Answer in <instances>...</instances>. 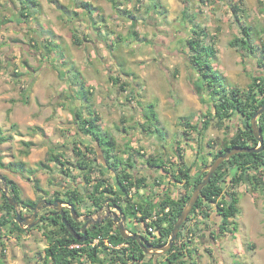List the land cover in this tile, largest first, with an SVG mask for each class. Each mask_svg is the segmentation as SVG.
Listing matches in <instances>:
<instances>
[{"label":"rangeland","instance_id":"1","mask_svg":"<svg viewBox=\"0 0 264 264\" xmlns=\"http://www.w3.org/2000/svg\"><path fill=\"white\" fill-rule=\"evenodd\" d=\"M34 1L0 0V129L1 136L8 137L0 141V160L12 164L0 166V174L18 185L24 201L54 199L58 192L65 199V190H76L82 200L78 205L82 215L75 213L80 221L84 216L98 220L110 210L104 205L94 212L89 198L93 184L101 178L117 189V173L109 167L102 147L77 131L73 111L82 107L86 116L87 101H80L82 95L76 92L79 87L69 71L73 63L90 92L99 131L116 142L113 154L132 164L128 170L135 177L145 179L140 188L131 189V200L155 204L166 195L184 194L185 186L160 167L150 166L147 158L163 160L167 170L175 172L180 149L193 167L192 175L206 171L208 167L200 169L203 157L210 165L211 154L235 134L240 121L235 114L233 121L225 122L229 129H219L212 119L202 135L183 125L184 116L194 114L191 124L195 125L214 110L191 68L187 45L191 30L196 25L206 29L204 42L216 48L211 63L226 77V88L246 90L254 76L264 75L258 66L264 47V0ZM85 2L90 10L82 5ZM124 10L132 14L134 25ZM241 24L250 28L254 52L232 45L243 35ZM64 60L72 63L64 65ZM113 78H119V83ZM148 105H154L158 121L144 130ZM156 126L162 134L150 131ZM89 145L95 146L96 154L89 155L88 171L75 166L80 158L73 148L86 151ZM50 151L60 154L63 164L46 161ZM61 166L68 167L67 173ZM235 171L230 169L222 185L240 197L236 216L222 232L215 205L209 206L207 217L192 216L183 233L186 237L190 228L195 231L188 235L192 253L186 264H264V189H254L247 182L233 189L230 177ZM34 183L40 187L38 192ZM0 184L1 217L7 213ZM6 196H13L9 187ZM61 206L69 207L63 202ZM15 209L26 212L22 203ZM113 211L120 214L117 208ZM125 226L128 232H147L137 219L125 218ZM48 227L47 220L23 227L22 233L0 227V264H40ZM150 254L147 260L164 264L165 253Z\"/></svg>","mask_w":264,"mask_h":264},{"label":"trees","instance_id":"2","mask_svg":"<svg viewBox=\"0 0 264 264\" xmlns=\"http://www.w3.org/2000/svg\"><path fill=\"white\" fill-rule=\"evenodd\" d=\"M22 2L23 4L30 2L36 4L34 0H22ZM82 5H84L87 10H90L87 2ZM114 6H116V4H114ZM23 9L22 13L25 11L24 6ZM124 11L127 12V10ZM28 13L30 12L28 11ZM127 13H129V15L126 14V17L131 19L132 25H134L136 21L131 18L132 14L129 10ZM241 30L243 35L235 38V40L232 41V45L238 44L242 49L254 52L250 43L251 32L249 26L241 24ZM191 31L193 36H191L187 42L190 53L191 68L199 75L201 86L204 87L208 95L211 97L214 110L205 115L206 120H200V122L195 125L191 124V119L194 117V114L191 113L184 116L182 118L184 119L183 125L202 135L203 132L210 127L211 122H213L212 119L215 120L213 123L215 127L219 129L226 127L229 129L231 126L225 124V122L227 120L233 121L235 118L234 115H239L240 121L237 124L238 127L235 134L227 140H224L218 151L211 154V161H213L220 153L231 148L258 146V140L254 136L250 120L254 112L264 103V75L254 76L253 81L249 84L246 90H241L238 87L227 89L225 85L226 77L211 63V58H215L216 56V48L212 43L204 42V39L208 37L206 29L196 25ZM75 40L77 41L76 38ZM56 47L58 46L56 45ZM70 62L71 61L69 60H64L62 63L67 65ZM258 66L264 69V47L262 49V55L258 62ZM69 71L72 73L73 80L75 79V82L79 87L76 92L82 95V98H79L80 101H87L86 116L84 115L82 107H78L77 110L73 111L77 131L78 133L82 132L86 134L96 142L97 146L102 147L109 167L117 173V189H115L114 186L107 184L105 178H101L93 184L91 194L89 195L91 204L94 209H98L104 205L121 208L126 219H137L140 222H144L147 231L148 227L151 226L158 232V237L150 232L154 237L150 240L152 245L157 247L165 245L170 237L174 223L185 205L188 203L193 189L205 176L206 171L201 172L200 170L192 175L191 170L193 167L186 163L180 149H178L180 160L176 163L177 167L175 172L168 171L163 160L150 156L146 160L150 166L160 167L176 183H181L185 186L186 191L179 197L166 195L155 204L150 203L148 200L143 202H135L131 200L129 196L131 189L135 186L140 188L141 184H144L145 179L142 177H135L128 170V168L132 167V164L126 161L124 162L113 154L116 150V142L114 138L108 134H103L99 131V116L93 109V103L88 96L90 92L84 87V80L81 79V71L73 63L70 65ZM112 80L115 84L119 83V78H113ZM147 109V112L144 114L147 125L144 124L145 122L142 124L144 130H147V128H150L154 122L158 121L154 105H148ZM257 122L264 139V112L258 116ZM150 131L162 134V131L158 126H156L153 131ZM184 133H186V131H184ZM5 140H8V137L1 136L0 129V141ZM25 144L26 146H29V143L25 142ZM73 153L80 158L75 166L79 169L89 171L91 169L89 155L96 154L95 146H86V151L79 146H74ZM198 153L201 154L200 151ZM59 155L60 154L55 151H50L46 157V161L62 163ZM201 162L202 168L200 167V169L209 166L208 160L204 157ZM19 165L22 169L23 164L20 163ZM0 166L10 167L12 164L8 163L5 165L0 160ZM230 169L236 170L230 177L233 189L238 187L241 182L249 183L254 189H264V148L260 152L236 153L225 159L219 165L209 183L201 190L200 197L197 199L186 221L180 227L172 247L165 253L164 264H186V259L190 257L192 253L190 250L192 238L188 235L190 232L194 235L195 232L190 228L187 232V238L184 237L183 233L186 223L192 218V216L197 214H201L204 217L209 216L210 205H215V207H213L215 210L214 212L217 216L221 217L222 223L219 225V230L222 232L228 229L229 219L235 217L238 211V202L240 198L236 191L233 190L229 192V190H225L222 185V183L226 181L225 179ZM61 170L64 173H67L69 169L68 167L64 168L61 166ZM100 170L101 172L104 171L103 169ZM4 179L12 195L19 204L22 203L23 207H26L28 204L34 205L36 203L32 200H22L18 185L6 176H4ZM34 186L38 192L40 187L37 183H34ZM56 194L58 196H55L54 199H48V201L58 200L61 203H67L73 208L76 214L82 215L78 208V205L82 201L81 195L76 192V190H65L63 193L65 199L59 197V192ZM3 199V210L7 214L0 217V227L6 228L10 233H22L26 231L25 228L21 227L15 220V207L10 204L5 195ZM13 211L14 213L9 217L8 214ZM64 213L67 222L74 230L80 233L83 228V222L75 220L72 217L69 207L64 210ZM153 216H156L155 219ZM47 222L50 227H48L47 230H44V236L47 243L42 252H40V259L42 260L40 264H85L84 260H86L88 264H158L154 259H146L147 255L136 241L124 239L112 218H108L104 222L88 228L86 231V240L84 242L73 237L71 232L62 222L60 215L56 214L55 216H49ZM234 229H236V227H234ZM94 239H98V243L91 245ZM105 241H107L109 245H107ZM99 252H101L103 256L100 255ZM191 264H195V262L192 261Z\"/></svg>","mask_w":264,"mask_h":264},{"label":"water","instance_id":"3","mask_svg":"<svg viewBox=\"0 0 264 264\" xmlns=\"http://www.w3.org/2000/svg\"><path fill=\"white\" fill-rule=\"evenodd\" d=\"M264 112V103L254 112V114L251 117L250 120V125L251 128L253 130L254 136L255 138L258 140V146L256 147H252V146H246V147H235V148H231L229 150L224 151L223 153H220L212 162L211 164L208 166L207 168V172L205 174V176L202 178V180L195 186V188L192 191V194L188 200V203L185 205V207L183 208L182 212L180 213V215L178 216L176 222L174 223V226L171 230L170 233V237L167 241V243L163 246L157 247V246H152L150 245L147 241H145L144 237L138 233H132V232H128L125 226V216L123 215L121 208H117L120 214H117L116 212H111L108 211L107 214L100 220V221H95L96 224H100L103 219L107 218L108 216H110L113 219V222L116 224L118 231L120 232L121 236L124 239H130V240H134L136 241L141 248L143 249L145 254H149V253H158V252H163L166 253L167 251L170 250V248L172 247L178 232L180 230V227L182 226V224L186 221L187 217L189 216V214L192 211V208L194 207L197 199L200 197L201 194V190L203 189V187L205 185H207L211 179V177L213 176V174L215 173V171L217 170V168L219 167V165L227 158L231 157L232 155L236 154V153H240V152H260L261 150H263L264 148V139L262 136V132L258 126V122H257V118L258 116ZM88 138L90 139V137L88 136ZM97 148H100L99 146ZM0 182H3V192L6 196V192L8 190V186L5 182L4 176L0 174ZM0 188H1V184H0ZM7 197V196H6ZM7 199L9 200L10 204L12 206H14L16 208V204L17 201L15 200L14 196H12L11 198L7 197ZM46 206H50L55 208L61 219L62 222L65 224V226L68 228V230L71 232V234L73 235V237L81 242H84L86 240V225L83 226L82 230L79 232H77L76 230L73 229V227L67 222L66 218H65V213L64 210L65 208L63 206H61V203L57 200H54L52 202H48L46 204ZM40 208L39 205H37L34 208V212L31 215V218L29 220V218H27L26 216H23V214L19 211L15 209V214H16V222L21 226V227H33L34 225H36L39 222V219L35 220V221H31L32 219H36V214L38 209ZM70 211H71V215L75 220H78V216L75 214L74 210L72 207H70ZM84 219H86V217L84 216ZM149 249H153L155 250V252H151L152 250Z\"/></svg>","mask_w":264,"mask_h":264},{"label":"flooded vegetation","instance_id":"4","mask_svg":"<svg viewBox=\"0 0 264 264\" xmlns=\"http://www.w3.org/2000/svg\"><path fill=\"white\" fill-rule=\"evenodd\" d=\"M2 183H3V182H2ZM52 201H54V200H52ZM52 201H48V199H45V198H40V199H39L34 205H29V204H28V206L23 207V208L25 209V211H26V212H23V213H24L23 215L26 216L27 218H29V220H30L31 215H32L33 212H34V208H35L37 205H39L40 208H39L38 211H37L36 219H34V220L32 219L31 221L33 222V221L39 219V222H38V223H43V222H45V221L47 220V218H48L49 216H55L56 214L59 215L58 211H57L55 208L50 207V206H46V204H47L48 202H52ZM17 204H18V202H17ZM91 205H92V204H91ZM92 207H93V205H92ZM93 208H94V207H93ZM101 208H102V207H100V208H98V209H94L93 211H94V212H98ZM114 208H115V207H109L110 210H107V211H106V214H107L108 211H111V212H112V211L114 210ZM113 212H114V211H113ZM106 214H105V215H106ZM108 218H111V217L108 216L107 218L103 219L102 222H104V221L107 220ZM101 219H102V218H100V219H98V220H93L92 217L87 216L86 219H84V221H82V222H83V226L86 225V231H87L88 228H90V227H92L93 225L96 224L95 221H100ZM79 220H80V219H79ZM102 222H101V223H102ZM140 235H142V236L144 237L145 241H147L150 245H152V244L150 243V240L153 239L152 234L146 232V231L143 229ZM152 246H154V245H152ZM149 250H152L151 252H155V250H153V249H149ZM150 255L153 256V255H155V253H151Z\"/></svg>","mask_w":264,"mask_h":264},{"label":"built area","instance_id":"5","mask_svg":"<svg viewBox=\"0 0 264 264\" xmlns=\"http://www.w3.org/2000/svg\"><path fill=\"white\" fill-rule=\"evenodd\" d=\"M155 217L156 216H153V218L155 219ZM148 220V219H147ZM148 231H150V232H153L156 236H158V232L157 231H153V227H148ZM147 231V232H148ZM154 238V237H153ZM97 241H98V239H94V241L91 243V245H94V244H96L97 243ZM106 243L109 245V243L106 241ZM73 246H79V245H73Z\"/></svg>","mask_w":264,"mask_h":264},{"label":"crops","instance_id":"6","mask_svg":"<svg viewBox=\"0 0 264 264\" xmlns=\"http://www.w3.org/2000/svg\"><path fill=\"white\" fill-rule=\"evenodd\" d=\"M155 110V109H154ZM156 111V110H155ZM157 118H158V116H157ZM156 237H158V236H156Z\"/></svg>","mask_w":264,"mask_h":264}]
</instances>
